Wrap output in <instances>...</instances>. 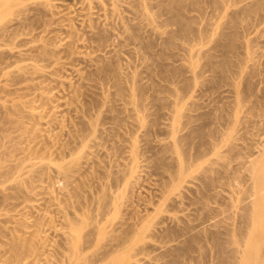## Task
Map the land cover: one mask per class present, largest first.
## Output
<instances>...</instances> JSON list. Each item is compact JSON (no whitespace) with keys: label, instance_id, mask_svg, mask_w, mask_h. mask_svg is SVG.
<instances>
[{"label":"rangeland","instance_id":"obj_1","mask_svg":"<svg viewBox=\"0 0 264 264\" xmlns=\"http://www.w3.org/2000/svg\"><path fill=\"white\" fill-rule=\"evenodd\" d=\"M263 166L264 0H0V264H242Z\"/></svg>","mask_w":264,"mask_h":264},{"label":"bare ground","instance_id":"obj_2","mask_svg":"<svg viewBox=\"0 0 264 264\" xmlns=\"http://www.w3.org/2000/svg\"><path fill=\"white\" fill-rule=\"evenodd\" d=\"M226 46H229L228 44L226 45ZM258 177H259V184H260V189L261 188H263V186H264V166L260 169V171H259V174H258ZM264 193V192H263ZM262 202H264V196H263V199H262ZM260 211V212H259ZM257 213V217L255 216V223H253V225H256V226H258V228L259 229H261L260 231H259V233H258V236L255 238L256 239V241L258 240V239H264V209L261 211V210H259ZM246 212V211H245ZM242 214H245V213H243L242 212ZM245 215H247V213L245 214ZM248 216V215H247ZM247 216H245V217H247ZM241 221V220H240ZM241 223H244V222H241ZM240 223V224H241ZM243 225V224H242ZM241 226V225H240ZM238 227V226H237ZM236 226H235V234H233V238H234V240L235 241H237V243H238V245L239 244H241V238L238 236L239 235V233H241V231H239V229H240V227L239 228H237ZM255 227V226H254ZM243 228V227H242ZM256 229H257V227H256ZM231 230H233V229H231ZM243 231H244V228H243ZM218 233V232H217ZM228 233H230V229H229V232ZM242 234V233H241ZM220 235H221V233H220ZM232 237V236H231ZM212 240L214 241V248H215V252L217 253V256L220 258V261H219V263H221L222 264V262H223V264L225 263V261H224V259H225V257H224V243H223V239H221L220 238V236L218 237V235H214L213 237H212ZM223 240V241H222ZM255 240L252 242L253 244H252V246L250 247V249L248 250V252L246 253V252H243V250H242V252L245 254V255H243V253H241V251L239 250V249H236V252H237V250H239L238 252H237V254H235V255H237L238 256V259H239V257H240V260H241V263L242 264H256V263H263L264 262V248H262V249H258V247H255L256 246V244L258 245V246H260V244H258L257 242L259 241H257L256 242ZM263 241V245H264V240H262ZM259 242H261V241H259ZM262 243V242H261ZM264 247V246H263ZM260 248V247H259ZM239 254H242L243 256H239ZM236 257V256H235ZM242 257V258H241ZM230 257H227V259H229ZM233 258H234V256H233ZM232 258V259H233ZM237 258V257H236ZM230 260V259H229ZM229 260H227V261H229ZM234 263H233V262ZM228 263V262H227ZM230 263H232V264H235V260L233 259V260H231V262Z\"/></svg>","mask_w":264,"mask_h":264}]
</instances>
